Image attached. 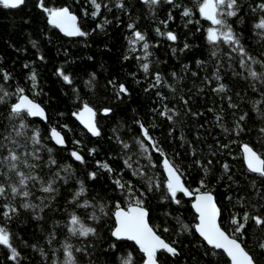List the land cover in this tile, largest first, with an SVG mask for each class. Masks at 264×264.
Masks as SVG:
<instances>
[{
	"label": "trees",
	"instance_id": "1",
	"mask_svg": "<svg viewBox=\"0 0 264 264\" xmlns=\"http://www.w3.org/2000/svg\"><path fill=\"white\" fill-rule=\"evenodd\" d=\"M37 2L26 0L17 9L0 6V87L10 93L22 87L26 95L45 109L47 121L29 118V123L40 129L45 145L53 149L57 165L51 171L42 167L38 170L39 175L45 180L50 179L66 165L70 166L71 172L69 175L60 171L61 176L69 175V178L67 183L56 181L54 186L58 191L54 199L52 194L39 191L38 184L32 188L34 195L30 202L40 205L43 198L48 205L43 211L21 208L11 221L0 217V226H6L12 233V244L20 254L16 261H12L9 250L0 246V264H64L65 244H71L73 250L87 249L86 252L74 251L77 264H122L129 253L133 264H143V254L133 243L117 241L111 236L115 227L112 214L116 203L122 207H127L128 203L113 180L130 182L138 195L146 189L148 177L161 184L166 178L163 157L151 146L148 154L141 152L137 140L143 137L137 122L149 129V134L167 158L183 172L182 179L187 187L196 189L202 179L205 181L206 188L201 190L211 191L215 196L222 210L221 226L226 231L232 230L229 221L233 214L242 215L245 211H252V205L264 204L261 199L264 180L248 172L241 147L247 143L264 153L261 142L264 134L259 131L264 127V120L254 111L256 101H261L259 107L264 111V95L261 94L264 84L247 77V72L240 68V57L231 52L227 44L221 43L216 49L217 55H212L213 48L206 39L207 28L212 25L200 17L199 0H174L173 5L162 0L153 7L142 0H123L124 8L116 7L117 0H99L107 7L102 6L95 18L91 15L94 9L89 0H46L47 7H68L77 16L81 30L88 33L84 37H66L49 25ZM261 3L264 0H239L242 20L228 19L248 54L264 63V37L253 27L264 15L257 8ZM184 8L191 9L190 17L182 16ZM254 8L256 11L252 10ZM169 13L173 17L171 20L168 19ZM161 21H168L167 27ZM129 24H134L135 30L144 34L150 45L148 73L141 68L146 62L142 59L141 46L138 44L137 51H131L129 41L133 38V30L129 29ZM157 28L164 33H175L177 40L172 42L157 34ZM186 43L189 47L184 49ZM252 67L264 72L261 64ZM58 70L69 75L72 83H65ZM4 72L10 74V80L2 79ZM33 72L36 74L35 88L30 80ZM156 73L161 75L162 83L152 87ZM110 81L116 86L124 84L128 94L117 98L116 88ZM221 83L226 86V92L214 91ZM229 97L237 108L229 107ZM14 100L15 96H12L7 104H0V125L7 124L4 117L8 105ZM82 102L97 110L100 136L92 137L73 118L72 113L81 107ZM165 107L176 111L172 121L161 114ZM104 108H111V113L107 116L101 114ZM244 113H248L244 121L246 130L239 136L225 133L220 127L223 124L233 128ZM217 115L221 116L219 123ZM51 128L61 132L65 147H58L50 139ZM0 131H3L2 127ZM119 141L129 147L123 148ZM221 144L229 147L221 148ZM93 149L94 152H90ZM72 151H78L85 163L75 161L70 155ZM41 156L46 161L48 153L41 152ZM126 160L132 167L125 164ZM209 160L211 165H207ZM97 161L107 163L113 172L98 167ZM196 161L208 167L207 174ZM224 164L229 166L228 172L224 171ZM136 169L145 175H134ZM92 172L97 173L94 180L89 179ZM253 181L256 182L255 188ZM80 182L86 192L79 202L89 201L92 207L87 209L70 203L80 188ZM162 191L147 193L144 206L149 211L150 223L160 226L158 234L169 243L175 240L180 254L172 257L158 253L161 264H229L222 253L212 255V250L195 233L193 226L197 220L191 207L192 200L179 194L181 204L176 205L161 199ZM22 202L19 198L14 201L17 206ZM2 203L4 200L0 198ZM73 212L88 226L95 227L97 234L88 238L72 236L66 225ZM93 214L100 219H91ZM176 217L190 230L180 233ZM165 225L169 232L162 231ZM259 242H264V231L253 225L248 228L243 243L249 251H255L259 264H264V250L257 247ZM112 244L117 247L113 249Z\"/></svg>",
	"mask_w": 264,
	"mask_h": 264
},
{
	"label": "snow or ice",
	"instance_id": "2",
	"mask_svg": "<svg viewBox=\"0 0 264 264\" xmlns=\"http://www.w3.org/2000/svg\"><path fill=\"white\" fill-rule=\"evenodd\" d=\"M26 0H0V6L4 9H16L24 5ZM94 11L91 15L95 18L101 12V8L107 7L106 4L102 5L99 0H89ZM142 2L149 7L159 5L162 0H142ZM169 5L174 4V0H164ZM179 7V5H176ZM37 7L43 11L47 17V22L54 28L59 29L65 36L68 37H84L88 33L82 31L78 22L77 16L74 15L68 7H47L46 0H38ZM117 8H124L123 0H117ZM257 8L264 13V3L257 5ZM241 6L239 0H199L198 12L203 20L210 22L211 27L207 28L206 39L209 45L212 46V55L216 56L219 45L221 43L227 44L231 52L237 53L240 57L239 65L241 69L247 72V77H250L252 81L260 82L264 84V72H259L252 67L254 64H261L264 67V63L257 61L251 55L248 54L245 47L241 43L239 34L234 31L233 26L229 23L228 18L235 17L241 19L239 15ZM256 11V9H252ZM192 11L189 8H184L182 11L183 17H190ZM168 19H173L171 13H169ZM192 23L191 20L188 21ZM161 23L167 27L168 21H161ZM101 27L102 25H98ZM129 29L133 30V38L130 39L129 43L132 45L131 51H137L136 45H140L143 52V60L141 68L145 73L149 72V63L147 62L148 57L151 53L148 52L150 47L144 34L140 31L135 30L134 24H129ZM254 29L259 30L258 35L264 37V15L260 16L258 21L253 25ZM157 34L166 36L169 41L175 42L177 36L175 33L168 31L166 33L161 32L160 28L156 29ZM35 46V42H33ZM189 45L186 43L184 49H187ZM176 49H173L175 52ZM128 57H125L127 59ZM140 59V57H137ZM229 58L231 55L229 54ZM43 60V57H40ZM198 63H200L198 61ZM28 67V65H25ZM58 75L62 77L65 83L71 84L72 80L69 75L65 74L62 70H58ZM196 75V73H193ZM175 76V73H173ZM93 75V79H94ZM4 81L11 79L9 73L4 72L2 75ZM216 79L220 77L217 75ZM33 88L36 87V74L32 73L30 76ZM91 84V81L88 82ZM114 88H116L117 98L121 97V94L127 95L128 89L124 84L116 86L114 82L110 81ZM162 83V77L159 73L155 74L154 84L152 87L158 86ZM255 88V84L252 85ZM214 91L218 93L226 92V86L221 83ZM264 95V90H262ZM15 96L14 102L7 107V113L5 119L7 120L6 125H0L3 131H0V198L4 200V203L0 204V217L5 221H11L13 216L19 214V210H36L39 208L43 211L44 207H47L44 203V199L41 198V204H33L30 202V198L34 195L32 188L37 184L39 185V191L54 194L58 189L54 186L57 180H63L67 183L71 169L70 166L66 165L61 168L60 171L69 175L61 176L60 171L53 174V177L45 180L39 175L38 170L42 167H47L49 171L53 166L57 165L56 159L53 157V149L47 147L44 143L39 128H34L29 123V118H40L43 121H47V115L45 109L34 99H31L25 94V89L17 87L14 93L5 91L3 87H0V104H7L8 98ZM229 99V107L237 108L238 105L231 103V97ZM187 104V101H184ZM261 101L255 102L254 111L258 113L260 118L264 120V111H261L259 105ZM111 108L102 109L103 115L107 116L111 113ZM166 116L169 121H172L174 116L177 115L173 109L165 107L161 113ZM73 116L91 133L92 136H100L101 131L98 127L97 122V110L94 109L89 103L82 102L81 107L74 113ZM197 115V114H193ZM248 118V113L241 114L235 122L233 128L229 129L220 124V127L225 133H233L239 136L245 132L246 125L244 121ZM217 122L221 121V116L217 115ZM139 123L141 129V136L143 139H138L137 143L140 146L143 154L149 153V146L154 152L159 153L162 160V166L165 171V180L163 184L160 181L154 180L152 177L147 178V187L144 191L139 192L137 195L133 185L122 182L121 179H114L113 183L116 188L121 191V194L128 201L127 207H122L119 202L115 205V211L112 214L115 218V227L111 231V236L117 241H132L138 246L139 251L143 254V264H161V260L158 258V253H166L169 256L176 257L180 253L175 247L177 243L173 240L171 243L167 242L158 234L160 231L159 225H153L150 223V214L148 209L144 206V198L147 193L153 191H162L163 200H170L176 205L181 204V200L178 198L179 194H183L184 197L192 199V208L196 213V220L194 231L199 235L200 238L206 243V245L212 250V255L222 253L227 257L229 264H259V259L255 251H249L247 246L243 243V238L247 233V230L251 226L264 231V204L252 205V211H245L242 215L235 213L230 218V224L233 226L231 232L226 231L222 228V210L217 205V201L211 191L201 189L206 188L205 181H200V187L196 189H190L186 186L185 181L182 179L183 172L169 159L163 150L157 145L155 139L149 134V129L145 127L143 123ZM260 133L264 134V127L260 128ZM50 139L58 146H65V139L61 135V132L56 128L50 129ZM119 140V137H117ZM183 139V137H181ZM147 141V144L145 143ZM123 148L127 149L129 145L123 141H119ZM262 145H264V136L261 137ZM79 143V141H75ZM221 148H228V144H221ZM243 158L249 173L256 174L261 180H264V153L257 151L250 144H243L242 146ZM46 151L48 153L47 160L41 156V152ZM90 152H94L90 150ZM71 157L80 162L85 163L84 157L78 151H72ZM195 155V152H193ZM151 159V156L148 157ZM130 159V158H129ZM196 163L203 169L204 173L207 174L209 169L206 165L200 164L199 161ZM212 161H207V165H211ZM128 167L132 165L125 161ZM97 166L104 169L108 173H112L113 169L107 163H101L97 161ZM224 171H229L227 164L223 165ZM134 175L144 176L145 173L136 169L133 172ZM97 173H89V179H96ZM253 187H256V182H252ZM86 189L83 182H80V188L73 195L70 203L76 204L80 208H90L92 205L89 201L84 200L83 203L79 202L81 196L84 195ZM259 192V190H258ZM9 197L11 199H9ZM19 198L22 203L17 206L14 201ZM261 199H264V194L261 195ZM103 212V207H101ZM40 218V217H37ZM91 219L98 221L100 218L93 214ZM177 224L180 226V233L189 231V226L184 224L179 217H176ZM67 231L72 236L88 238L89 236H95L97 229L95 227L88 226L85 221L75 212L70 214L68 224L66 225ZM163 232H169L170 229L165 225L162 229ZM178 233V234H180ZM52 238H55L54 233ZM51 243V241H49ZM0 246L6 247L10 256L9 259L16 261L19 257V252L12 244V233L6 226H0ZM111 247L115 249L117 245L112 244ZM257 247L264 250V242H259ZM75 252H86V248H76L73 250L71 244L64 245V264H77L74 256ZM207 254V253H206ZM122 264H133V258L131 253L128 254L127 258L123 259Z\"/></svg>",
	"mask_w": 264,
	"mask_h": 264
},
{
	"label": "water",
	"instance_id": "3",
	"mask_svg": "<svg viewBox=\"0 0 264 264\" xmlns=\"http://www.w3.org/2000/svg\"><path fill=\"white\" fill-rule=\"evenodd\" d=\"M21 7V6H20ZM17 9V8H16ZM75 15V14H74ZM77 22H78V18H77ZM57 29V28H56ZM58 31H60L59 29H57ZM61 32V31H60ZM62 33V32H61ZM63 34V33H62ZM64 35V34H63ZM65 36V35H64ZM66 37H68V36H66ZM46 113V112H45ZM73 118L76 120V122L88 133V134H90L91 135V133L90 132H88V130L80 123V121L79 120H77L76 119V117L75 116H73ZM34 119H39V120H41L40 118H34ZM43 121V120H42ZM62 135V134H61ZM92 136V135H91ZM92 137H97V136H92ZM54 142V141H53ZM58 146V145H57ZM58 147H62V146H58ZM63 147H65V146H63ZM242 155H243V152H242ZM243 161H244V158H243ZM244 164H245V162H244ZM245 166H246V164H245ZM247 168V167H246ZM183 195V194H182ZM215 197V196H214ZM186 198H188V197H186ZM188 199H190V198H188ZM216 199V198H215ZM190 200H192V199H190ZM192 205V204H191ZM217 205H218V203H217ZM192 207V206H191ZM219 207V206H218ZM192 210H193V212H194V214L196 215V213H195V210L192 208ZM114 220H115V218H114ZM198 235V234H197ZM199 236V235H198ZM114 238V237H113ZM115 239V238H114ZM202 239V238H201ZM116 240V239H115ZM128 242H131V243H133L134 245H135V243L134 242H132V241H128ZM136 246V245H135ZM137 247V249L139 250V248H138V246H136ZM142 254V253H141Z\"/></svg>",
	"mask_w": 264,
	"mask_h": 264
}]
</instances>
